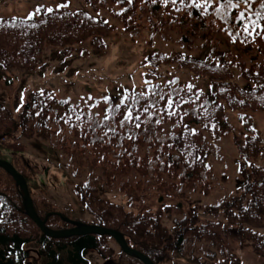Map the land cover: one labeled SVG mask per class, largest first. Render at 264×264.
<instances>
[{
    "label": "trees",
    "instance_id": "trees-1",
    "mask_svg": "<svg viewBox=\"0 0 264 264\" xmlns=\"http://www.w3.org/2000/svg\"><path fill=\"white\" fill-rule=\"evenodd\" d=\"M84 1L90 12L67 7L48 14L41 7L27 17L0 16V70L8 83L14 81L8 72L38 69L48 47L62 57H87L86 44L98 51L108 48L114 25L99 13L110 5L113 19L132 41L149 30L167 39L179 36L181 50L143 61L149 79L128 91L144 94L133 108L140 119L125 121L123 127L127 109L112 107L122 96L111 97L98 113L63 103L50 89L44 95L27 92L14 109L0 101V159L25 177L38 216L45 220L53 214L46 223L52 230L73 227L64 220L74 219L48 198L47 175L27 157L25 141L46 151L55 171L75 183L73 197L97 226L120 232L130 248L154 264H245L246 250L264 260V233L256 230L264 222V139L255 124V115L264 114V88L259 87L264 85V39L245 44L240 36L233 43L229 32L235 33L237 23L234 16H217L216 2L203 15L193 0L175 5L171 0ZM192 50L208 58L186 55ZM168 67L208 81L210 93L179 79L159 82ZM189 84L195 86L191 91ZM161 95H170L178 106L173 103L169 109ZM230 113L238 114L239 131L231 130ZM231 133L238 189L218 203L198 206L196 195L208 194L226 180L223 175L217 181L214 160H225L221 144ZM23 197L0 168V264L30 263L32 246L47 264H92L91 251L109 264H143L111 236L48 237L27 215Z\"/></svg>",
    "mask_w": 264,
    "mask_h": 264
},
{
    "label": "rangeland",
    "instance_id": "rangeland-1",
    "mask_svg": "<svg viewBox=\"0 0 264 264\" xmlns=\"http://www.w3.org/2000/svg\"><path fill=\"white\" fill-rule=\"evenodd\" d=\"M62 0H0V16L4 17H27L38 6H55ZM110 5L108 10H102L99 17L106 18L114 25L112 34L107 39L108 48L98 51L91 49L88 44L90 54L87 57L78 55L62 57L58 50L48 47L44 54V61L35 71L16 70L8 72L13 77V83L7 82V75L0 70V101L7 107L14 109L18 106L19 100L27 95L29 91L50 89L60 100H67L73 105L82 107L92 112L101 111L104 101L102 97L110 96L119 98L125 90H135L141 87L149 79L148 68L143 65V61L156 53H165L174 56L181 50L177 36L165 38L162 34H153L149 30L145 31L141 37L132 41L130 36L124 31L122 24L112 17ZM68 8L91 11L90 6L84 0H71ZM114 9V8H113ZM200 52L192 50L186 53L192 58L200 57ZM166 73L158 79L161 83L170 82L174 79L196 84L205 93H210L211 87L208 81L195 79L191 73L185 69L166 68ZM152 79L155 77L152 74ZM243 84L247 82L242 81ZM93 97V101L87 98ZM81 97L84 99L82 100ZM94 101H99L95 107L89 108ZM231 130H240L238 114L230 113ZM255 124L262 132L264 139V114L255 115ZM29 146L27 157L32 162L41 165V173L47 175L48 198L55 208L69 215L75 222L96 225L95 219L88 214L79 204L72 192L75 183L66 180L64 176L55 171L56 163L45 155L46 151L40 147H31L32 142L25 141ZM222 154L225 157L223 162L214 160V168L217 181L221 182V177L226 175L223 185H219L208 194H198L193 201L198 206H209L218 203L224 196L236 193L237 185V155L233 144V133L221 144ZM44 178L45 176H40ZM176 204V203H174ZM183 206H187L184 202ZM72 219V220H73ZM264 233V222L256 228ZM31 251L34 257L28 264H47L46 258L41 256L36 247L32 246ZM88 259L92 264H109L101 259L96 251L88 254ZM245 264H264V260L246 250ZM180 263V262H179ZM168 264V263H164ZM183 264V263H182Z\"/></svg>",
    "mask_w": 264,
    "mask_h": 264
},
{
    "label": "snow or ice",
    "instance_id": "snow-or-ice-1",
    "mask_svg": "<svg viewBox=\"0 0 264 264\" xmlns=\"http://www.w3.org/2000/svg\"><path fill=\"white\" fill-rule=\"evenodd\" d=\"M70 2L71 0H62L61 3L56 4L54 7L53 6H38L35 9V12L38 14L40 12L41 7H46L47 13L52 14L54 11H59L61 8H67ZM167 2L168 0H165V4H167ZM176 2L177 0H171V3L173 5H175ZM214 2H216L215 12L217 16L221 17L222 19L224 18L226 14L229 16H234V21L237 23V30L235 31L234 34L232 32H229V35L232 36L233 43H235L236 39L240 36H243V39L240 40V43H245V44L254 42L257 37L264 39V24L261 23V21H264V0H260L258 9H254L253 7L254 4L256 3V0H193V6L197 9H202V14L207 15L208 8L212 7ZM129 3H131V0H129ZM180 3H184V0H180ZM241 5H243V7H241ZM105 23L107 22L105 21ZM81 55H83V53H81ZM173 83H175V81H173ZM186 87L188 88L189 91H191L192 88L195 86L189 84ZM259 87L264 88V85H259ZM40 94L44 95L43 90H41ZM143 95H144L143 93H135V92L129 93L127 90H125L124 93L122 94L120 103L112 106L117 110L120 109L122 106L127 109L125 116H124V120L121 121V124H120L121 127H123L125 121H129V122L139 121L140 117L138 115L136 116L133 115V108L135 105L140 104L139 97H142ZM81 99L83 100L84 98L81 97ZM102 99L105 103H108L111 97L105 96V97H102ZM160 99H166V104L169 109L172 108L173 103H177V106H178V102H174L170 98V95L167 98L164 95H161ZM87 100L93 101V97L89 96ZM63 103H68V101L67 100L63 101ZM98 103L99 101H94L93 104L89 105V108L95 107L96 104ZM238 103L243 105L245 104V100L240 99ZM112 107L106 110L105 119L109 118L107 115V112L111 111ZM16 110L19 111V108H17ZM144 110L147 111L148 108L145 107ZM39 114H40L39 112L36 113V115H39ZM172 114L174 113L169 112V115H172ZM77 119H79V117H77ZM241 119H243V117ZM65 122H67V120ZM161 122L162 121L160 120L156 121L157 124H160ZM135 127L140 128L141 124L137 122L135 123ZM213 127H215V125H213ZM110 130L113 133L115 132V129H110ZM191 131L193 134H195L196 130L192 129ZM253 131H255V129H253ZM205 167H208V166L206 165Z\"/></svg>",
    "mask_w": 264,
    "mask_h": 264
},
{
    "label": "water",
    "instance_id": "water-1",
    "mask_svg": "<svg viewBox=\"0 0 264 264\" xmlns=\"http://www.w3.org/2000/svg\"><path fill=\"white\" fill-rule=\"evenodd\" d=\"M0 168H2L7 174H9L16 182L18 188L24 194V206L27 215L41 228L45 235L50 238L61 239V238H71L76 236H86V235H100V236H111L117 242V244L121 247L123 252L131 257L137 258L143 264H154L150 258H148L143 253L136 251L129 247L125 237L120 232L115 230L107 229L97 225H87L78 223L75 221L67 220L64 221L72 224V228L64 229V230H52L47 228L46 223L49 217L53 214L47 215L45 220H41L35 211L33 201L30 197L27 182L25 177L20 174L12 164L5 160L0 159Z\"/></svg>",
    "mask_w": 264,
    "mask_h": 264
}]
</instances>
